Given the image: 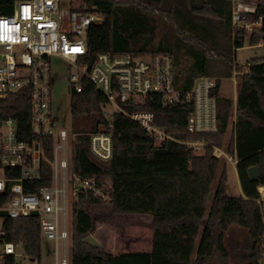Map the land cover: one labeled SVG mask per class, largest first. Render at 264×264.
<instances>
[{"label":"trees","instance_id":"1","mask_svg":"<svg viewBox=\"0 0 264 264\" xmlns=\"http://www.w3.org/2000/svg\"><path fill=\"white\" fill-rule=\"evenodd\" d=\"M14 1L0 0V14L11 13ZM84 3L103 15L101 23L87 30L85 60L92 61L103 51L170 52L176 82L182 89H188L197 75L209 74L215 58L228 65L226 76H229L230 68L236 65L235 51L244 46L248 32L243 27H232L229 0H84ZM158 16L168 17L171 26L159 29ZM254 18L260 19L261 25L249 32L251 45L264 41V0H256ZM218 88L217 79L213 90L219 119L217 132L187 131L190 104L165 106L153 94L143 106L124 105L129 111L153 112L155 124L180 140L203 141L205 145L199 152L172 140L156 145L137 122L120 112L108 118L104 115L107 99L89 82L83 83L80 92L70 90L72 116L84 117L90 124L89 130L75 131L74 171L82 177H95L101 184L109 182L108 203L114 213L152 217L149 251L107 252L87 240L93 221L85 209L87 203L104 200L88 191L79 192L70 211V264H213L214 254L218 255V264H229L224 235L232 224L248 234L249 244L240 257L242 264H258L264 234L257 202V185L264 184V56L249 59L247 70L240 76L233 136L227 143L225 134L233 101L220 96ZM29 109L28 90L23 89L3 101L0 115L15 118L19 132L27 137ZM109 122L113 129L112 156L108 161H100L91 153L89 137L83 133L107 128ZM43 143L45 155L51 158L52 138L44 136ZM213 147L224 148L225 153L236 158L243 195L227 194L226 161L213 154ZM254 165L259 167L260 177L251 180L247 170ZM40 167V176L30 184L25 183L27 192L51 182L50 165L41 162ZM4 232L5 240L20 244L31 260L40 258L41 234L35 214L6 218ZM7 264H15L12 256Z\"/></svg>","mask_w":264,"mask_h":264},{"label":"built area","instance_id":"2","mask_svg":"<svg viewBox=\"0 0 264 264\" xmlns=\"http://www.w3.org/2000/svg\"><path fill=\"white\" fill-rule=\"evenodd\" d=\"M231 24L249 31L261 25L255 19L256 1L229 0ZM103 21V15L93 7H62L61 0H15L9 14H0V107L13 93L28 90L30 133L19 132L17 120L0 115V264L13 257L23 264L18 246L4 237L6 218L35 214L41 236L52 241L56 264H68L67 250V188L74 199L79 192L88 191L103 200L110 199L109 182L98 183L95 177H82L74 171L73 143L67 145L63 130L53 133L51 105V58L60 56L73 68L68 75L70 90L80 92L89 82L94 90L107 99L108 118L120 112L134 120L153 138L156 145L168 140L185 144L199 152L203 141L180 140L167 129L155 124L151 111L124 108L143 106L150 95H157L162 105H191L186 126L189 133H211L219 129L217 99L213 90L217 78L210 74L197 75L188 89L176 82L173 54L170 52H109L96 54L92 61L87 54L88 28ZM89 137V149L100 161L112 156V124L107 128L83 133ZM52 138V156L45 155L43 137ZM68 152L71 164L68 162ZM213 154L231 162L236 158L213 147ZM41 162L51 167V182L33 192L25 190L41 174ZM70 172V176H68ZM261 223L264 228V184L257 185ZM71 227V226H70ZM61 247V255L59 254ZM261 256L264 264V234L261 237ZM25 254V253H24ZM25 259L31 260L25 254Z\"/></svg>","mask_w":264,"mask_h":264},{"label":"rangeland","instance_id":"3","mask_svg":"<svg viewBox=\"0 0 264 264\" xmlns=\"http://www.w3.org/2000/svg\"><path fill=\"white\" fill-rule=\"evenodd\" d=\"M247 1V0H245ZM256 1V0H250ZM62 7H84V0H61ZM159 29L161 27L171 26L166 16H158ZM175 30V25L173 27ZM160 31V30H159ZM249 30L245 34L244 46L238 48L234 54V62L231 69V74L226 76L227 67L220 58L212 60V68L209 74L215 76L220 85V96L232 99V115L230 117V124L225 134V143L230 141L233 136V125L235 121V101L238 89L240 76L247 70V61L254 57L264 56V41L260 40L258 44H249ZM158 39V38H157ZM219 50V49H218ZM150 52V51H144ZM226 55L231 56V53L225 52ZM51 64V105L53 115V133L59 134L63 130L66 135L67 145L70 146L72 135L75 131L85 128L89 130V121L81 116H72L70 111V86L68 75L72 71V66L67 63L60 56H53L50 61ZM230 77V78H227ZM109 106L105 107V111L109 112ZM84 126V127H82ZM225 147V146H224ZM224 150V148H223ZM202 151V149H200ZM221 161H226V167L231 169L230 160L225 157L220 158ZM68 162L71 164V156L68 152ZM70 176V172L68 174ZM217 178L214 181L210 198L213 194ZM73 198L71 190L67 188V263H71V204ZM209 204V203H208ZM86 211L92 218L93 226L89 231L87 240L98 244L107 252L111 251L117 254L124 251H132L134 248H143L148 240L151 243L152 236V217L150 214H133V213H114L111 205L107 200L103 202L87 203L85 205ZM224 244L229 252V264H242L240 257L244 254V248L249 244L247 232L240 226L232 224L228 227L224 235ZM21 255V262L23 264H56V251L52 241L41 236L40 240V258L38 260L25 259V254L21 245L17 248ZM59 254L61 255V247H59ZM218 255L214 254L213 264H218Z\"/></svg>","mask_w":264,"mask_h":264},{"label":"crops","instance_id":"4","mask_svg":"<svg viewBox=\"0 0 264 264\" xmlns=\"http://www.w3.org/2000/svg\"><path fill=\"white\" fill-rule=\"evenodd\" d=\"M258 45H263V44H258ZM230 78V77H227ZM220 92V85L218 88V94ZM230 166L231 169L229 170L228 167H226V172H227V180H226V192L229 196H240L243 195L242 189L239 183L238 179V174L236 171V166L234 161H230ZM151 241H152V236H151ZM151 249V243L148 240L146 245L143 248H134L132 251H149ZM112 253L111 251H109Z\"/></svg>","mask_w":264,"mask_h":264},{"label":"water","instance_id":"5","mask_svg":"<svg viewBox=\"0 0 264 264\" xmlns=\"http://www.w3.org/2000/svg\"><path fill=\"white\" fill-rule=\"evenodd\" d=\"M247 172L251 180H256L260 177V169L257 165L249 167Z\"/></svg>","mask_w":264,"mask_h":264}]
</instances>
